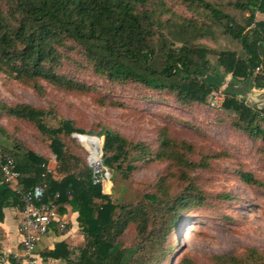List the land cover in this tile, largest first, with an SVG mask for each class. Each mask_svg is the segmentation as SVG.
Wrapping results in <instances>:
<instances>
[{"label":"trees","instance_id":"16d2710c","mask_svg":"<svg viewBox=\"0 0 264 264\" xmlns=\"http://www.w3.org/2000/svg\"><path fill=\"white\" fill-rule=\"evenodd\" d=\"M183 2L187 11H208L198 13L208 24L196 26L185 17L173 23L170 16L152 7L153 0H0V74L13 81H44L61 90H89L56 71L61 61L59 48L70 42L97 75L155 93L166 92L181 106L205 105L210 92L230 76L222 105L230 113L229 124L264 142V102L243 100L253 89L264 90V22L255 20L257 14H264V0ZM202 40L213 43L204 45ZM2 109L12 120L34 124L41 138L49 139L48 147L58 163L55 172L48 171L47 159L27 144L9 142L0 127V148L14 160L20 189L44 186L47 198L59 195L61 216L66 206L78 214L84 244L74 258L64 256L67 264H122L124 252L117 249L116 239L128 224L137 231L136 249L146 253L141 264H163L178 221L186 222L188 212L214 198L206 196L188 176L197 168H207L213 156L190 154L189 142L166 133L160 135L154 151L143 144L132 146L116 133H105L103 147L110 156L103 162L108 169L115 167L123 173L134 169L130 164L126 171L115 165L126 148L150 152L155 161L168 162L175 169L174 174L157 179L154 191L144 196L138 208L117 206L102 194L100 186L92 184L87 165L79 168V157L66 151L65 137L78 133L72 122L60 120L57 128L51 127L46 117L52 113L25 104L4 105ZM197 156L198 161L194 159ZM238 177L249 186H261L251 174L239 171ZM173 178L188 181L189 189L174 194ZM217 197L230 199L227 195ZM9 201L18 205L15 192L3 185L0 212ZM57 248L44 257H58ZM209 262L264 264V252L247 249L212 256ZM128 264L138 263L133 258ZM178 264L197 263L185 256Z\"/></svg>","mask_w":264,"mask_h":264},{"label":"rangeland","instance_id":"374dc122","mask_svg":"<svg viewBox=\"0 0 264 264\" xmlns=\"http://www.w3.org/2000/svg\"><path fill=\"white\" fill-rule=\"evenodd\" d=\"M204 1L214 4L232 0ZM152 7L163 16H170L173 23L179 22V17H185L196 26L208 24L198 15L204 9L187 11L183 0H153ZM167 11L170 12L166 14ZM201 43L212 45L213 42L202 40ZM59 52L61 61L56 67L57 73L89 90H61L44 81H13L0 74V127L9 142L27 144L51 162L52 172L56 171L58 163L48 147L49 139H42L34 124L12 120L2 109L4 105L22 104L52 113L51 117H46L51 127L57 128L60 120H68L76 128L77 135L93 137L100 146L103 164L110 156L103 147L105 133H116L132 146L143 144L153 151L159 146L163 133L187 141L192 145L190 154L200 152V157L213 156L207 168H197L188 176L206 196L214 198L188 212L186 222L178 221L169 237L172 245L163 264H178L185 256L197 264H210L209 258L216 255L244 253L247 249L264 252V142L233 129L229 124L230 113L222 107H211L209 96L205 105L181 106L166 92L155 93L97 75L92 64L70 42L60 47ZM229 79L227 76L221 85L223 90ZM249 98L260 104L264 102V91H251L245 99L238 97L246 101ZM74 134L65 137L66 151L79 157L80 168L87 165V150L92 149L89 143L86 150ZM194 159L199 160L198 156ZM127 164L134 169L126 171ZM115 165H120L127 173L106 167L110 176L106 195L117 206L132 205L127 207L129 210L138 208L144 196L154 191L152 185L158 178L170 175L172 171L174 174L175 170L168 162L155 161L150 152H134L127 148ZM239 171L251 174L261 186L255 188L241 182ZM176 178H173L174 194L189 189L188 181L179 182ZM219 195H227L230 199H220ZM116 242L117 249L124 252L122 264H128L133 258L138 264L143 263L146 253L136 249L139 240L134 225L128 224Z\"/></svg>","mask_w":264,"mask_h":264},{"label":"built area","instance_id":"2783aa9c","mask_svg":"<svg viewBox=\"0 0 264 264\" xmlns=\"http://www.w3.org/2000/svg\"><path fill=\"white\" fill-rule=\"evenodd\" d=\"M252 91H255L254 89ZM208 103L211 107H222L225 100L224 90L220 87L218 90H213L208 95ZM82 144H86V140L90 136L77 135L73 136ZM87 150V147H86ZM86 158L89 169V178L93 185H98L101 188L102 194L106 195L105 188L110 183L109 172L106 166L102 163L101 149L99 153L93 150H87ZM46 169L49 170L46 166ZM0 172L2 176L1 184L9 186L15 192L18 200V205L21 207V221L19 230L23 236L22 247L25 254L31 257L35 246L40 239L48 234L53 227L62 235L68 234V223L65 217L58 212L59 195L55 194L52 198H47L46 189L44 186H35L34 188L23 190L18 185L19 174L15 170L14 160L5 154L0 148ZM74 238V234L71 235ZM70 251H75L74 246L69 247Z\"/></svg>","mask_w":264,"mask_h":264},{"label":"crops","instance_id":"0c3cea01","mask_svg":"<svg viewBox=\"0 0 264 264\" xmlns=\"http://www.w3.org/2000/svg\"><path fill=\"white\" fill-rule=\"evenodd\" d=\"M258 16H260L259 20H257ZM255 20L264 22V14H257ZM49 163L51 162L48 161L47 167L51 170ZM2 186L0 182V189ZM62 215L68 223L69 233L62 235L53 227L37 243L32 256L28 257L22 247L23 236L19 230L21 208L13 201H9L0 212V264H67L64 256L75 257V251H70L69 247L72 245L76 251H79L84 244V235L77 223V213L72 212L66 206ZM73 234L74 238L71 237ZM55 248L58 249V257H44L46 253L54 251Z\"/></svg>","mask_w":264,"mask_h":264},{"label":"bare ground","instance_id":"6f19581e","mask_svg":"<svg viewBox=\"0 0 264 264\" xmlns=\"http://www.w3.org/2000/svg\"><path fill=\"white\" fill-rule=\"evenodd\" d=\"M86 144H88V146H89V143H90V145H92L93 146V148L95 147L96 149H98V148H100V146H99V144H96V142H95V140H94V138H88L87 140H86ZM100 143V142H99Z\"/></svg>","mask_w":264,"mask_h":264},{"label":"water","instance_id":"95a60500","mask_svg":"<svg viewBox=\"0 0 264 264\" xmlns=\"http://www.w3.org/2000/svg\"><path fill=\"white\" fill-rule=\"evenodd\" d=\"M91 138H93V137H91ZM92 147H93V146L91 145L90 148H91L95 153L98 154V153H99V148L96 149L95 147H94V148H92Z\"/></svg>","mask_w":264,"mask_h":264}]
</instances>
